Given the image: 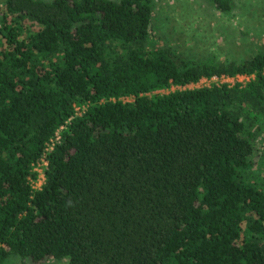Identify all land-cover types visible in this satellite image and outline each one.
<instances>
[{
    "label": "trees",
    "instance_id": "16d2710c",
    "mask_svg": "<svg viewBox=\"0 0 264 264\" xmlns=\"http://www.w3.org/2000/svg\"><path fill=\"white\" fill-rule=\"evenodd\" d=\"M159 1L1 3L0 264H264V50L160 45Z\"/></svg>",
    "mask_w": 264,
    "mask_h": 264
},
{
    "label": "rangeland",
    "instance_id": "374dc122",
    "mask_svg": "<svg viewBox=\"0 0 264 264\" xmlns=\"http://www.w3.org/2000/svg\"><path fill=\"white\" fill-rule=\"evenodd\" d=\"M4 0H0V5ZM232 11L221 15L209 0H162L155 3L156 41L168 43L189 57L203 55L224 58H243L257 48L264 50V0H231ZM209 46H212L210 49ZM205 52V53H203ZM197 83L188 88H200ZM170 88L160 93L174 91ZM79 113L78 109H76ZM262 140L264 133L261 135ZM264 142V141H263ZM264 149V144H262ZM260 153V157L259 156ZM256 152L253 171L264 178V150ZM36 183L42 182L41 169H36ZM5 264H68L66 259H48L39 263L12 257Z\"/></svg>",
    "mask_w": 264,
    "mask_h": 264
},
{
    "label": "built area",
    "instance_id": "2783aa9c",
    "mask_svg": "<svg viewBox=\"0 0 264 264\" xmlns=\"http://www.w3.org/2000/svg\"><path fill=\"white\" fill-rule=\"evenodd\" d=\"M251 78H252V76H247V75H237L235 77H224V76H221V77H212L210 79H201L198 83L203 84V87L210 86V85H213V84H217V85L227 84L229 86H233L235 84H239L241 86H244L245 84H247L250 81ZM58 139H59V134L57 133L55 139L52 140L51 143L47 146V150H50L52 145H53V143H54V141H56ZM45 164H46L45 160L42 159L34 167L35 173L37 172L36 169L40 167L42 182H43V179H44L43 178V167L45 166ZM42 182L36 183V181L35 182L31 181L32 188L33 189H38L41 186Z\"/></svg>",
    "mask_w": 264,
    "mask_h": 264
}]
</instances>
